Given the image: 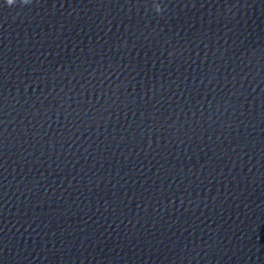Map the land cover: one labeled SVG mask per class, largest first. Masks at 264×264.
Wrapping results in <instances>:
<instances>
[{
  "label": "water",
  "instance_id": "1",
  "mask_svg": "<svg viewBox=\"0 0 264 264\" xmlns=\"http://www.w3.org/2000/svg\"><path fill=\"white\" fill-rule=\"evenodd\" d=\"M0 264H264V0L0 3Z\"/></svg>",
  "mask_w": 264,
  "mask_h": 264
},
{
  "label": "snow or ice",
  "instance_id": "2",
  "mask_svg": "<svg viewBox=\"0 0 264 264\" xmlns=\"http://www.w3.org/2000/svg\"><path fill=\"white\" fill-rule=\"evenodd\" d=\"M27 2H30V0H27ZM0 3L7 4L8 6H11L14 3V0H0ZM154 7L158 6V4H154Z\"/></svg>",
  "mask_w": 264,
  "mask_h": 264
},
{
  "label": "clouds",
  "instance_id": "3",
  "mask_svg": "<svg viewBox=\"0 0 264 264\" xmlns=\"http://www.w3.org/2000/svg\"><path fill=\"white\" fill-rule=\"evenodd\" d=\"M157 8H158V6H157Z\"/></svg>",
  "mask_w": 264,
  "mask_h": 264
}]
</instances>
